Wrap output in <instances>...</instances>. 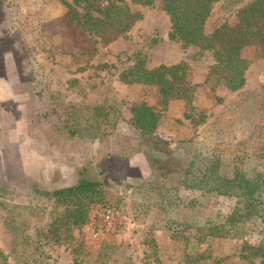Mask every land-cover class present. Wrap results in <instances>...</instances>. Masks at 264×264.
Here are the masks:
<instances>
[{
	"label": "rangeland",
	"instance_id": "rangeland-1",
	"mask_svg": "<svg viewBox=\"0 0 264 264\" xmlns=\"http://www.w3.org/2000/svg\"><path fill=\"white\" fill-rule=\"evenodd\" d=\"M131 6L143 16L126 36L100 46L94 55L84 53V48L77 49L73 57L63 52L68 47L62 46L61 35H49L40 29V24L47 21L64 27L66 6L60 0L0 1V192L17 197L20 203L0 205V246L10 254L11 245L16 244L4 224L13 213L17 222L28 223L29 233L36 237L37 230H46L53 221L54 205L49 204L42 215L40 210L31 213L22 204L26 199H21L31 196L34 186L52 190L86 177L103 182L106 203L92 206L88 220L67 231L68 237L62 242L44 241L50 264H195L193 259L198 255L207 256L200 258L199 263L204 264L245 263L247 260L241 256L243 239H199L196 228L200 222L187 220L188 210L172 212L183 222L169 227L172 222L167 215L155 208L141 211L135 202L141 200V184L156 176L151 160L160 165L183 162L187 149L207 150L221 141L222 131L229 141L240 145L249 143L251 135L264 133L262 48L257 44L244 47L242 54L249 60L247 81L237 90L224 84L211 90L202 84L213 57L211 52L198 54L189 60L188 81L197 83L192 101L172 98L164 107L152 86L123 82L119 71L133 63L128 55L138 49L145 51L147 66L154 67L162 62H178L197 48L169 38L171 20L161 2ZM225 21L235 22V11L224 10L218 1L207 19V32ZM101 63L111 66L97 68ZM41 64L48 71V90H61L68 99L99 102L112 93L122 115L117 130L103 139L69 137L60 128L57 113L45 115L49 103L35 90L31 71ZM82 65H87L86 69H80ZM70 76L80 77L85 82L84 90L67 88L65 81ZM140 101L162 113L157 132L168 141L169 152L141 136L132 124L131 108ZM182 193L198 194L186 188ZM203 197V213L230 211L235 204L231 193ZM258 197L264 203V192ZM110 205L119 209V222L94 235L87 222L102 223L104 208ZM60 233L66 234L65 227ZM20 243L36 245L31 238Z\"/></svg>",
	"mask_w": 264,
	"mask_h": 264
},
{
	"label": "trees",
	"instance_id": "trees-1",
	"mask_svg": "<svg viewBox=\"0 0 264 264\" xmlns=\"http://www.w3.org/2000/svg\"><path fill=\"white\" fill-rule=\"evenodd\" d=\"M60 1L66 6L62 17L64 27L59 28L53 21H47L40 24V29L49 35H61L64 41L62 46L68 47L67 51L63 48V52L73 57L77 49L84 48V53L94 55L100 46L126 36L143 16L141 11L132 8V3L147 6L162 3L171 20L169 38L181 41L186 47L195 46L196 52L178 62H162L148 67L145 51L138 49L128 55L133 63L121 69L118 76L126 83L152 86L164 107L172 98H183L189 103L192 101L197 83L188 81L189 60L195 59L198 54L212 53L213 62L202 82L211 90H216L221 84L232 90L242 89L246 85L249 60L242 51L247 45H259L264 55V0ZM218 1L224 10L235 11L236 21H225L207 32V19ZM153 41L157 42L158 39ZM40 66L36 71H31V76L35 90L49 103L45 115L55 116L57 113L60 128L69 137L103 139L117 130L122 115L119 101L112 93L99 102L84 103L68 99L61 90H48V71L45 65ZM110 66L101 63L96 67L108 69ZM86 67L82 65L80 69ZM65 84L69 89L82 91L85 88V82L78 76H70ZM131 111V122L140 135L154 140L161 150L169 152L168 141L157 132L162 113L146 101L135 103ZM225 136L222 131L221 141L209 145L207 150H199L198 147L187 149V157L180 163L160 165L151 160L156 176L141 184V200L135 203L141 211L142 208L145 211L155 208L167 215L172 222L169 227L183 222L172 212L188 210L187 220L200 222L196 228L199 239L205 236L241 238V256L247 260L241 264H264V203L258 197L260 192H264V133L251 135L249 143L247 141L245 145L233 143ZM184 188L198 194H183ZM218 192L235 196L232 209L203 213L206 204L203 196ZM16 199L0 192V205L20 204ZM24 199L22 204L31 213L40 210L43 215L52 204L56 215L46 230H37V237L29 233L28 223L23 225V222H17L16 214L5 218V228L16 239V244L11 245L10 254L0 246V264H50V253L43 248L44 241L62 242L63 238L68 237L67 231L88 220L92 206L106 203L103 182L86 177L52 190L36 185L32 195L21 200ZM59 207H62L61 211ZM63 227L66 230L64 236L60 233ZM30 238L36 241L35 246L20 243V240ZM204 257L207 256L198 255L193 261L204 264L199 263L200 258Z\"/></svg>",
	"mask_w": 264,
	"mask_h": 264
},
{
	"label": "built area",
	"instance_id": "built-area-1",
	"mask_svg": "<svg viewBox=\"0 0 264 264\" xmlns=\"http://www.w3.org/2000/svg\"><path fill=\"white\" fill-rule=\"evenodd\" d=\"M103 222L96 224V221L89 220L88 225L92 228L94 235H100L119 222L120 211L115 206H107L102 213Z\"/></svg>",
	"mask_w": 264,
	"mask_h": 264
}]
</instances>
